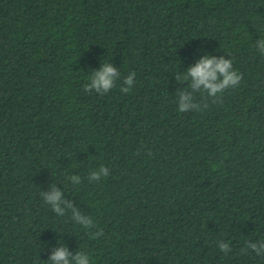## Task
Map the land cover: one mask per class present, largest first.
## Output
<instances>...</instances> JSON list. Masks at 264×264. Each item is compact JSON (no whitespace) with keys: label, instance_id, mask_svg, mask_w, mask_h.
<instances>
[{"label":"trees","instance_id":"obj_1","mask_svg":"<svg viewBox=\"0 0 264 264\" xmlns=\"http://www.w3.org/2000/svg\"><path fill=\"white\" fill-rule=\"evenodd\" d=\"M261 38L264 0H0V264L58 244L91 264H264L241 252L264 238ZM206 53L242 80L181 113L175 74ZM104 62L116 87L86 92ZM52 184L104 235L53 212Z\"/></svg>","mask_w":264,"mask_h":264},{"label":"clouds","instance_id":"obj_2","mask_svg":"<svg viewBox=\"0 0 264 264\" xmlns=\"http://www.w3.org/2000/svg\"><path fill=\"white\" fill-rule=\"evenodd\" d=\"M254 47L259 48L260 54L264 55V38L259 39ZM135 75V72H131L123 79L120 88L122 93L126 94L130 91L134 85ZM175 77L177 84H187V87L176 92L178 111L181 113L203 111L208 107L209 99L212 103L222 102L220 96L224 91L237 87L242 80V74L233 68L231 58L225 59L223 56L218 58L207 53L194 65L189 66L185 72L176 73ZM118 80H120L119 69L111 62H104L98 70L91 72L89 82L85 84L84 89L86 92L94 91L104 95L116 87ZM197 93L202 94L200 101L197 100ZM109 172V168L102 164L98 169L90 171L87 179L90 183L99 182L102 177H107ZM68 179L75 185L82 183L79 175H72ZM49 188V192H41V197L46 204L51 206L53 212L61 217L70 212L71 220L84 229L97 228L92 217L83 214L71 202L63 199L64 193L60 189L54 184L49 185ZM88 235L91 239H98L104 233L102 229L97 228L95 232L89 231ZM218 247L225 254L232 251L229 244L223 240L218 243ZM249 249L257 256H264V238L258 241H247L241 252L246 253ZM45 262L46 264H91V259L84 251H77L73 255L65 244H58Z\"/></svg>","mask_w":264,"mask_h":264}]
</instances>
